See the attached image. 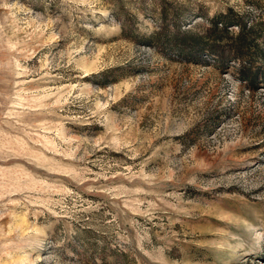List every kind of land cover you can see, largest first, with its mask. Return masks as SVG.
<instances>
[{
  "label": "rangeland",
  "instance_id": "374dc122",
  "mask_svg": "<svg viewBox=\"0 0 264 264\" xmlns=\"http://www.w3.org/2000/svg\"><path fill=\"white\" fill-rule=\"evenodd\" d=\"M0 264H264V0H0Z\"/></svg>",
  "mask_w": 264,
  "mask_h": 264
}]
</instances>
